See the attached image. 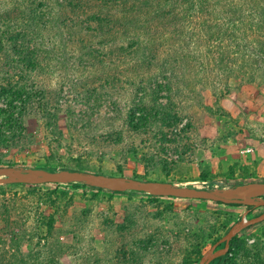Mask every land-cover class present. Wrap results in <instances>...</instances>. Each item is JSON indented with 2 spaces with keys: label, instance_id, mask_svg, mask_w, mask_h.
Here are the masks:
<instances>
[{
  "label": "rangeland",
  "instance_id": "374dc122",
  "mask_svg": "<svg viewBox=\"0 0 264 264\" xmlns=\"http://www.w3.org/2000/svg\"><path fill=\"white\" fill-rule=\"evenodd\" d=\"M0 107V167L264 183V0H0ZM262 212L0 181V264H198ZM238 233L229 261L264 264V220Z\"/></svg>",
  "mask_w": 264,
  "mask_h": 264
},
{
  "label": "water",
  "instance_id": "95a60500",
  "mask_svg": "<svg viewBox=\"0 0 264 264\" xmlns=\"http://www.w3.org/2000/svg\"><path fill=\"white\" fill-rule=\"evenodd\" d=\"M5 177V178H4ZM0 181L6 182H26V183H73L85 182L93 185H102L121 190H135L147 193H166L184 198H196L214 200L226 204H245L254 206H264L261 198H231L220 194L218 191L196 188L191 186L178 185L175 182L163 180H142L123 175H107L103 173L85 172L79 170H48L44 168H27L24 166H1ZM264 212L258 216L245 220L243 223L233 227L226 235L219 238L201 258L198 264H207L214 256L218 246L223 242H229L241 230L262 222Z\"/></svg>",
  "mask_w": 264,
  "mask_h": 264
},
{
  "label": "bare ground",
  "instance_id": "6f19581e",
  "mask_svg": "<svg viewBox=\"0 0 264 264\" xmlns=\"http://www.w3.org/2000/svg\"><path fill=\"white\" fill-rule=\"evenodd\" d=\"M217 191V190H216ZM231 198H249L264 194V183H247L218 191Z\"/></svg>",
  "mask_w": 264,
  "mask_h": 264
},
{
  "label": "trees",
  "instance_id": "16d2710c",
  "mask_svg": "<svg viewBox=\"0 0 264 264\" xmlns=\"http://www.w3.org/2000/svg\"><path fill=\"white\" fill-rule=\"evenodd\" d=\"M27 38V36H23V39L25 40ZM25 90V89H24ZM22 89L19 90L20 95L23 93ZM0 113H4L5 116H13L12 112H10L8 110V108H2L0 107ZM73 170V169H72ZM217 202V201H216ZM218 203H223V202H218ZM226 204V203H225ZM227 205H243V204H227ZM250 207H253L254 205H248ZM252 226V225H251ZM250 227V226H249ZM217 241V240H216ZM215 241V242H216ZM244 247V240L243 238H241V236L239 235V233H237L230 242V246L228 249V253H233V256H227L225 263L227 264H233L234 262L229 261V259H235L237 253Z\"/></svg>",
  "mask_w": 264,
  "mask_h": 264
}]
</instances>
